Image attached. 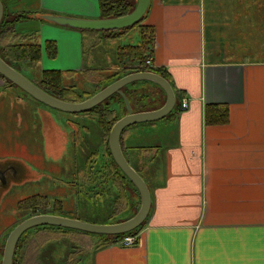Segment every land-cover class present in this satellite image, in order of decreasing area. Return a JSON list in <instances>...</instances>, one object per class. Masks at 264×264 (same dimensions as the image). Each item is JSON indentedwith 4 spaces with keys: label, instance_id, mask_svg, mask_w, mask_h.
Listing matches in <instances>:
<instances>
[{
    "label": "crops",
    "instance_id": "0c3cea01",
    "mask_svg": "<svg viewBox=\"0 0 264 264\" xmlns=\"http://www.w3.org/2000/svg\"><path fill=\"white\" fill-rule=\"evenodd\" d=\"M48 2L55 15L99 19L97 0ZM144 23L155 31L153 67L189 108L163 119L156 135L136 132L144 141L131 140L138 130L122 134L150 212L134 245H108L83 264H264V0H150ZM73 56L80 67V44ZM149 90L159 105L161 93ZM148 103L137 98L133 112L151 111ZM207 105L227 106L228 121L206 125ZM128 198L127 209L97 216H129L137 199Z\"/></svg>",
    "mask_w": 264,
    "mask_h": 264
},
{
    "label": "trees",
    "instance_id": "16d2710c",
    "mask_svg": "<svg viewBox=\"0 0 264 264\" xmlns=\"http://www.w3.org/2000/svg\"><path fill=\"white\" fill-rule=\"evenodd\" d=\"M1 1L4 3L9 0ZM98 8L99 17L101 19L124 17L133 10V6L127 0H98ZM8 18L9 15L6 9H4L0 24V57L6 63L19 71L32 68L34 64L40 62L43 53H45L48 58L55 59L57 54L55 41H46L42 49L37 42V35L35 32L25 33L13 29L12 25L14 23L20 20L30 19V15L17 14L13 17V20H8ZM144 21L145 17L136 25L120 32L80 31L82 55L84 57L89 55L90 49L101 46L104 39L113 41L127 34L130 29L138 28L140 36L135 45L117 47L114 52L115 61H111L106 68H97L96 71L86 69L85 72L83 71L78 74L68 72L62 73L53 70L42 71L39 77L33 81L34 84L45 93L59 100L69 103H79L87 100L99 90L130 73L150 71L167 79L168 76L162 69H145L142 67L147 60H152L155 45L154 28L145 24ZM76 75L85 77L87 82L92 83L94 89L92 91L78 89L79 83ZM1 79L6 86H10L8 81L3 78ZM156 90L161 93L162 102L159 105L156 103L158 100L156 96L152 99L150 95H147V93L142 94L141 91L138 93L127 91L125 95L129 99L131 107L132 102H135L137 98H142L147 102H151L148 103L149 109L155 110L161 108L165 103V95L163 92L157 88ZM133 93L137 94L134 95ZM175 96L177 101L176 106L166 118H170L174 115V112L176 113L179 110L180 96L177 93ZM125 114L126 109L124 102L117 94L112 96L108 102H104L94 109L81 114L86 116L87 120L99 128L101 144L99 149L90 151L88 156L77 151L79 159L75 167V172L73 173V182L70 183V185L74 188H79V191L82 190L81 192L85 195L84 199L89 201L88 204L92 203L96 205L100 200L109 198L110 202H106L108 203L106 206L109 205L110 208H114L115 213H113V215L120 210L123 211L122 208L127 209L129 205L128 197L131 196L133 198L135 196L137 200H135L136 204L131 214V216H133L140 205L139 194L116 166L110 156L108 148V135L110 129L114 123ZM204 118L206 125H223L228 121V107L223 105H207L204 111ZM83 129L89 132L88 127H83ZM151 149L153 148H149V150ZM148 153V151L145 153L143 159L146 160L149 157V163H151L155 160V156H149L150 154ZM75 159H77L76 155ZM131 167L146 182L142 170L133 166ZM17 213L19 216L18 221L14 223L12 227L34 215H60V213H62V203L60 201H55L53 205H50L46 196L32 195L17 203ZM69 218L79 219V215L72 213ZM110 221L111 218H107L102 223L95 224H106ZM142 227L134 230L129 235L137 236ZM61 238H69L72 240V245L76 246H74L73 250L67 252L64 259H60L62 262L60 264H83V262L88 260L98 250L117 243L121 236H96L51 227L34 229L20 239L16 247L13 264H51L50 259L48 260V258L44 257L45 249L48 248L47 244L50 241Z\"/></svg>",
    "mask_w": 264,
    "mask_h": 264
},
{
    "label": "rangeland",
    "instance_id": "374dc122",
    "mask_svg": "<svg viewBox=\"0 0 264 264\" xmlns=\"http://www.w3.org/2000/svg\"><path fill=\"white\" fill-rule=\"evenodd\" d=\"M127 1L136 7L137 0ZM43 2L45 7L41 6V0L5 1L8 11L25 12L32 16L31 20L19 22L18 30L21 27L27 33L35 32L42 45L47 40L56 42L57 58L50 59L43 53L40 62L34 64L30 69L21 71L25 77L33 81L45 70L62 72L67 71L64 70L65 68H73L79 71L82 67L81 64L80 67L78 65L74 68L76 58L73 56V53L78 52L80 33L65 31L63 28L43 20L44 16L53 15L47 6L48 0H43ZM8 20H13V17L10 16ZM139 36V29L133 28L127 34L113 41L104 39L102 45L93 52L96 68L109 66L111 61H115V49L124 45H135ZM81 78V75L77 77L78 83L82 82L81 85L78 84V89L92 91L94 89L92 83L82 81ZM134 87L145 90L152 88L153 84L139 82ZM162 122V120L154 122L155 127L146 125L145 129L134 125L127 131L138 130L133 132L135 135L136 132H143L149 136L156 135L162 131L158 127ZM78 125L81 127L79 130L83 140H87V149L91 151L98 149L100 146L99 128L87 120L86 116L48 109L30 98L23 97L16 87H8L4 84V87L0 88V163L4 164L1 171L5 176L3 177L4 183L0 179V240L18 221L17 203L32 195L46 196L50 205H53L55 201H60L62 203L60 215L70 217L72 213H76L82 221L103 222L96 216L97 214H107L109 205L106 206V202H110L109 198L100 200L96 205L88 204L89 201L84 199L85 195L81 192L82 190L79 191V188L70 185L73 182V173L79 159L77 138L75 137ZM83 127H88L89 132H86ZM55 134H60L61 146L54 141ZM146 138L144 134H137L131 140L137 143L146 140ZM49 141H51L49 147L51 150L47 148ZM75 155L77 159H75ZM13 160L18 161L19 166L8 162ZM5 165H9L13 169ZM18 167L25 169L26 173L20 176L17 171ZM128 214L129 211L119 213L111 220L126 219ZM47 245L44 257L50 259L51 264H57L59 261L58 264L62 263L60 259H64L67 252L76 246L72 245V240L69 238L52 240Z\"/></svg>",
    "mask_w": 264,
    "mask_h": 264
},
{
    "label": "water",
    "instance_id": "95a60500",
    "mask_svg": "<svg viewBox=\"0 0 264 264\" xmlns=\"http://www.w3.org/2000/svg\"><path fill=\"white\" fill-rule=\"evenodd\" d=\"M150 0H137L136 7L126 16L111 19H84L77 17L49 15L44 16L43 20L52 23L58 27L68 30L80 31H96V32H115L131 28L139 23L144 17L146 18ZM5 2L0 0V24L3 18ZM24 70V69H23ZM15 70L0 57V80L4 84L3 79L9 82V87H16L20 90L23 97L32 99L33 101L47 107L48 109L67 113L81 115L95 107L108 102L114 95H119L125 105L126 114L117 120L111 127L108 135V148L111 158L116 166L122 172L125 178L135 187L139 194L140 205L137 212L123 220H114L106 224H95L85 222L79 219H73L62 215L38 214L29 217L22 222L11 227L0 240V264H13L16 247L20 239L34 229L51 227L61 228L85 234L96 236L116 237L121 236L119 240L129 235L136 229L142 227L149 215L151 208V196L149 188L143 178L129 165L122 147L121 137L128 128L134 125L152 124L156 121L165 119L176 106V92L167 79L153 72H138L130 73L122 78L117 79L103 89L99 90L95 95L85 101L79 103H69L59 100L37 87L33 80L28 79L21 72ZM139 82L152 83L154 88H157L165 95L164 105L155 110L134 113L125 95L127 91L139 92L144 91L134 87ZM132 86V87H129ZM148 89V88H147ZM145 89V90H147ZM57 136L59 134H56ZM14 164H19L18 161H8ZM4 164L0 163V179L4 183L3 172L1 167ZM10 167L9 165H5ZM11 168V167H10ZM19 168L17 169V171ZM16 173V172H15Z\"/></svg>",
    "mask_w": 264,
    "mask_h": 264
},
{
    "label": "flooded vegetation",
    "instance_id": "af4514ba",
    "mask_svg": "<svg viewBox=\"0 0 264 264\" xmlns=\"http://www.w3.org/2000/svg\"><path fill=\"white\" fill-rule=\"evenodd\" d=\"M97 2H98V0H97ZM98 10H99V8H98ZM7 11V10H6ZM7 14L9 15V17L10 16H12V17H14L15 16V14H9L8 12H7ZM17 14H25V15H30V14H28V13H25V12H22V13H17ZM16 14V15H17ZM53 15H55V14H53ZM31 16V15H30ZM31 18H32V16H31ZM31 18L30 19H26V20H20V21H18V22H16V23H14L13 25H12V27H13V29H15L14 28V25L15 24H17V23H19V22H24V21H27V20H31ZM37 35V34H36ZM48 41V40H47ZM37 42L40 44V46H41V48L43 49V47H44V44L42 45L41 43H40V41H39V39L37 38ZM46 42V41H45ZM56 43V42H55ZM56 48H57V46H56ZM96 48H98V47H96ZM96 48H93V49H90V52H89V55L87 56V57H84L83 55H82V48H81V33H80V66H81V64H82V67H81V70H79V71H77V70H68V71H62V73H65V72H68V73H75V74H78V73H80V72H85L86 71V69H92V70H97V68H96V59H94V54H93V52H94V50L96 49ZM57 55H58V52H57V54H56V57L55 58H57ZM42 57H43V55H42ZM41 60H42V58H41ZM40 60V61H41ZM142 67H144L145 69H151L150 67H148V66H146V65H143ZM45 71H47V70H45ZM53 71H56V70H53ZM58 71V70H57ZM61 72V71H60ZM144 72H147V71H144ZM77 76V75H76ZM78 77V76H77ZM85 80V77H83L82 76V81H84ZM85 81H87V80H85ZM82 83V82H81ZM81 83H79L80 85H81ZM142 92V91H141ZM143 93H147V95H150L151 96V98L152 99H154L155 98V95H154V93L152 92V91H150L149 90V92H146V91H144V92H142V94ZM134 95H136L135 93H133ZM79 129H81L80 127H78V129H76V133H75V137L77 138V142H76V145H77V148H78V151H80L81 153H83V154H85V156H88V154H89V152L91 151L90 149H87L88 148V146H87V140H83V138H82V135L80 134V130ZM69 132H71V131H69ZM54 137H55V139H54V141L55 142H57L58 143V145L59 146H61L62 145V142H61V136H60V134L57 136H55L54 135ZM100 134H99V142H100ZM51 141H49V143H48V146H47V148L49 149V150H51L49 147H50V145H51V143H50ZM83 142V143H82ZM61 144V145H60ZM100 144H101V142H100ZM99 148H100V146H99ZM98 148V149H99ZM18 166H19V164H18ZM87 167H88V165H87ZM12 169H13V167H11ZM19 168V167H18ZM19 173H20V176H22V175H24L25 173H26V170L25 169H23V168H19ZM135 237V241H134V243L136 242V236H134ZM115 244H118V245H120V246H122L121 245V242H120V240L117 242V243H115ZM134 245V244H133Z\"/></svg>",
    "mask_w": 264,
    "mask_h": 264
},
{
    "label": "built area",
    "instance_id": "2783aa9c",
    "mask_svg": "<svg viewBox=\"0 0 264 264\" xmlns=\"http://www.w3.org/2000/svg\"><path fill=\"white\" fill-rule=\"evenodd\" d=\"M145 65L150 67V68H154L151 60H147L145 62ZM188 108H189V105H188L187 100L186 99H181L180 105H179V110L181 112H185V111L188 110ZM134 241H135V237L134 236H126V237H124V238H122L120 240L121 245L124 246V247L132 246L134 244Z\"/></svg>",
    "mask_w": 264,
    "mask_h": 264
}]
</instances>
